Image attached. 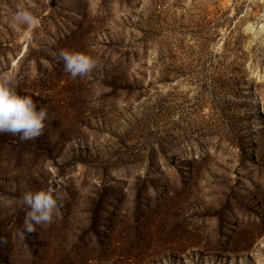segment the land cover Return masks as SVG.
Here are the masks:
<instances>
[{"label": "rangeland", "instance_id": "rangeland-1", "mask_svg": "<svg viewBox=\"0 0 264 264\" xmlns=\"http://www.w3.org/2000/svg\"><path fill=\"white\" fill-rule=\"evenodd\" d=\"M4 73L48 119L0 133V264H264V0H0Z\"/></svg>", "mask_w": 264, "mask_h": 264}, {"label": "clouds", "instance_id": "clouds-1", "mask_svg": "<svg viewBox=\"0 0 264 264\" xmlns=\"http://www.w3.org/2000/svg\"><path fill=\"white\" fill-rule=\"evenodd\" d=\"M14 21L20 25H34L37 18L27 8H18ZM63 61L64 69L72 77L90 73L96 61L86 53L61 50L51 53ZM14 73L0 74V133L18 135L20 140H34L45 130L48 119L47 109H37L30 95L17 94L14 87ZM22 204L27 206L22 235L36 231L42 224H51L57 208L62 207L61 199L51 189L28 190L23 193Z\"/></svg>", "mask_w": 264, "mask_h": 264}, {"label": "bare ground", "instance_id": "bare-ground-1", "mask_svg": "<svg viewBox=\"0 0 264 264\" xmlns=\"http://www.w3.org/2000/svg\"><path fill=\"white\" fill-rule=\"evenodd\" d=\"M244 85H245V87L243 88L244 89L243 94H249L250 89L252 87V77L251 76L247 77V81L244 83Z\"/></svg>", "mask_w": 264, "mask_h": 264}, {"label": "trees", "instance_id": "trees-1", "mask_svg": "<svg viewBox=\"0 0 264 264\" xmlns=\"http://www.w3.org/2000/svg\"><path fill=\"white\" fill-rule=\"evenodd\" d=\"M246 247H248V246H244L243 248H246Z\"/></svg>", "mask_w": 264, "mask_h": 264}]
</instances>
